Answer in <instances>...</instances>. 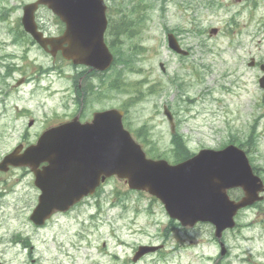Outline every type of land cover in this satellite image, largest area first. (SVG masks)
Returning a JSON list of instances; mask_svg holds the SVG:
<instances>
[{
    "label": "rangeland",
    "instance_id": "374dc122",
    "mask_svg": "<svg viewBox=\"0 0 264 264\" xmlns=\"http://www.w3.org/2000/svg\"><path fill=\"white\" fill-rule=\"evenodd\" d=\"M29 1L0 0V159L18 142H34L45 125L69 118L73 111L74 69L35 44L24 48L13 40L11 30ZM110 5L115 29L121 16L135 17L131 33L135 36L131 41L125 38L124 47L145 48L135 55V72L126 73L122 89H106L94 107L129 101L130 126L146 123L157 149L167 156L172 131L164 105L173 115L174 133L184 135L191 152L218 149L232 135L242 143L246 129L255 123L258 138L244 143L256 173L264 177V91L257 83L258 68L248 66L250 57L264 62V0H111ZM43 10L39 15L47 24L51 15ZM211 27L218 28L216 34H210ZM165 28L175 30L181 46L189 50L187 56L169 49ZM10 62L18 68L6 76ZM40 66L51 69L39 73ZM20 77L23 82L17 85ZM129 82L143 92L141 96L129 95L136 89L127 90ZM99 188L96 196L71 211L35 226L29 214L38 191L31 175L22 168L0 172V260L24 264L32 257L34 264H123L134 245L163 240L167 253L163 259L148 256L135 264H264V200L237 213L236 226L223 232L226 250L220 255L210 223L176 228L163 237L167 215L156 199L116 178ZM231 193L236 197L240 190ZM18 235L30 244L24 246Z\"/></svg>",
    "mask_w": 264,
    "mask_h": 264
},
{
    "label": "water",
    "instance_id": "95a60500",
    "mask_svg": "<svg viewBox=\"0 0 264 264\" xmlns=\"http://www.w3.org/2000/svg\"><path fill=\"white\" fill-rule=\"evenodd\" d=\"M38 3L47 4L65 21L66 28L60 37L44 39L36 30L33 11ZM104 10L102 0H37L24 6L22 23L41 45L49 42L52 53L67 43L62 49L64 57L105 69L112 55L103 42ZM168 45L186 54L173 34H168ZM260 67L264 71V65ZM165 113L170 119L167 110ZM121 116L122 111L110 109L95 113L87 125L72 120L49 128L21 154L19 145L3 158L0 169L6 170L9 164L27 165L35 174L34 183L41 194L30 218L36 224L43 223L55 210H65L82 195L92 192L100 179L112 174L125 178L129 187L155 195L169 215L182 224L210 221L216 236L234 225L233 216L238 208L262 198L258 192L264 191V187L253 175L245 153L236 146L228 145L219 151L203 149L183 162L169 164L164 159L147 158L123 128ZM41 161L48 164L39 170ZM237 186L243 189L244 196L238 201L230 200L226 190Z\"/></svg>",
    "mask_w": 264,
    "mask_h": 264
},
{
    "label": "trees",
    "instance_id": "16d2710c",
    "mask_svg": "<svg viewBox=\"0 0 264 264\" xmlns=\"http://www.w3.org/2000/svg\"><path fill=\"white\" fill-rule=\"evenodd\" d=\"M135 11L134 8H132V11ZM122 24H126L127 26L131 25L132 22H135V18H121L120 21ZM127 29L125 30H120V33L116 32L117 34H122V32H125ZM22 37V33L19 32L16 34V38L20 39ZM117 41H119V36L117 37ZM117 52L118 55L121 53V49L117 48ZM123 59H125V57L123 56L120 61H122ZM123 63H130V60L127 61H123ZM134 134L135 136L145 145V144H152L153 142L150 139V128L145 125H142L138 128L134 129ZM245 141L247 144H253L255 139H256V135H255V129L252 126L251 128H249L246 132H245ZM235 140L237 142L238 139H232ZM242 142V143H244ZM241 143V144H242ZM171 144H172V148L170 149L171 154L169 155V157H172V159H176V158H180L182 156L187 155L186 153V149L184 148V143H183V139H182V135H180L179 133H174L171 135ZM243 145V144H242ZM150 147V146H149ZM147 151L153 156V157H160V156H166L168 157L164 151H160L159 149L155 148V147H150L149 149H147Z\"/></svg>",
    "mask_w": 264,
    "mask_h": 264
},
{
    "label": "flooded vegetation",
    "instance_id": "af4514ba",
    "mask_svg": "<svg viewBox=\"0 0 264 264\" xmlns=\"http://www.w3.org/2000/svg\"><path fill=\"white\" fill-rule=\"evenodd\" d=\"M83 94V93H82ZM75 95V97H76V93L74 94ZM75 97L73 98V100L75 99ZM81 101L83 102L84 101V99H83V96H81ZM82 102H81V104H82ZM76 103L74 102V105H75ZM80 110H81V107H80ZM80 110H79V115L81 116V112H80ZM83 117H84V115H83Z\"/></svg>",
    "mask_w": 264,
    "mask_h": 264
}]
</instances>
